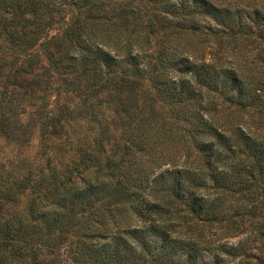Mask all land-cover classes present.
<instances>
[{
    "label": "trees",
    "instance_id": "1",
    "mask_svg": "<svg viewBox=\"0 0 264 264\" xmlns=\"http://www.w3.org/2000/svg\"><path fill=\"white\" fill-rule=\"evenodd\" d=\"M0 128V264H264L262 1L0 0Z\"/></svg>",
    "mask_w": 264,
    "mask_h": 264
},
{
    "label": "rangeland",
    "instance_id": "2",
    "mask_svg": "<svg viewBox=\"0 0 264 264\" xmlns=\"http://www.w3.org/2000/svg\"><path fill=\"white\" fill-rule=\"evenodd\" d=\"M215 2H220V1H231V2H243L248 4L249 2H251L252 0H213ZM254 1H258L264 3V0H253ZM50 99H52V96L50 97ZM24 119V118H23ZM31 145L28 147H18L19 148V153L17 151V146L16 144H14V142H12L11 140H9L8 138H6L4 136V130L0 128V171L7 167V164H9L10 162L15 161V158H17V155H20V158H25L27 157L28 159L31 158L32 154L34 152L37 151L36 147H38L39 142L36 139V137L34 136V138H32L31 140ZM26 200V197H22L20 199V203L19 206H21ZM237 240L233 239L231 241L232 244L236 243Z\"/></svg>",
    "mask_w": 264,
    "mask_h": 264
}]
</instances>
